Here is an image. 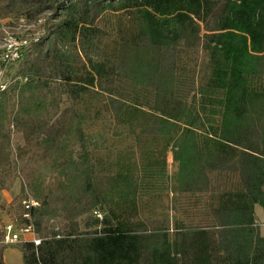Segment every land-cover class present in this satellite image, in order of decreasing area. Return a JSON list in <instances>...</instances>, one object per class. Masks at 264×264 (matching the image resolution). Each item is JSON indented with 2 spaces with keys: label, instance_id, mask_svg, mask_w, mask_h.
<instances>
[{
  "label": "trees",
  "instance_id": "trees-1",
  "mask_svg": "<svg viewBox=\"0 0 264 264\" xmlns=\"http://www.w3.org/2000/svg\"><path fill=\"white\" fill-rule=\"evenodd\" d=\"M0 4L68 12L0 86V193L22 177L14 221L41 239L24 264H264V0Z\"/></svg>",
  "mask_w": 264,
  "mask_h": 264
},
{
  "label": "rangeland",
  "instance_id": "rangeland-1",
  "mask_svg": "<svg viewBox=\"0 0 264 264\" xmlns=\"http://www.w3.org/2000/svg\"><path fill=\"white\" fill-rule=\"evenodd\" d=\"M117 13H121V11ZM67 15L66 9L60 10L58 15H54L49 10L37 13L30 11L26 6L13 8L0 4V86L2 89L9 88L21 79L30 62L40 56L42 49L47 46L49 41H57L58 36L55 31L58 29L60 20ZM76 15L89 21L93 17V11L90 8L78 9ZM111 18V20H115L113 16ZM94 57H98V51L95 52ZM11 132L13 148L16 152L18 147L24 145L25 140L16 127L12 126ZM167 160L169 171L172 172L178 168L171 154ZM22 183L20 175L13 179L11 188L8 190L13 198L10 203H7L1 195L2 192L0 193V230L3 227V221L14 222V219L16 220L22 211L20 206V200L24 196L21 193ZM259 209L262 208L259 206ZM259 209L256 206L258 221L262 232H264V216ZM17 246L5 245L3 241H0V253L4 252V248Z\"/></svg>",
  "mask_w": 264,
  "mask_h": 264
},
{
  "label": "built area",
  "instance_id": "built-area-1",
  "mask_svg": "<svg viewBox=\"0 0 264 264\" xmlns=\"http://www.w3.org/2000/svg\"><path fill=\"white\" fill-rule=\"evenodd\" d=\"M23 203L29 207L30 205H38V202L34 199H25ZM5 237L3 243L5 245H18L22 242H34L36 245L41 243V239L36 235L32 225L20 226L18 227L16 222H7L4 226ZM30 234L31 237L28 238L26 235Z\"/></svg>",
  "mask_w": 264,
  "mask_h": 264
},
{
  "label": "crops",
  "instance_id": "crops-1",
  "mask_svg": "<svg viewBox=\"0 0 264 264\" xmlns=\"http://www.w3.org/2000/svg\"><path fill=\"white\" fill-rule=\"evenodd\" d=\"M170 154L173 157V152L171 149L168 150L167 158L169 157ZM1 195L5 199V201H7V203H10L13 199L11 193L8 190L2 191ZM258 209H259V206H258ZM260 211L264 216L263 208ZM26 237L30 238L31 235L28 234V235H26ZM10 248H13V249H10ZM14 248H16V249L14 250ZM3 253H4V255H3L4 260L7 264H24L23 263V252L18 247H7L4 249Z\"/></svg>",
  "mask_w": 264,
  "mask_h": 264
}]
</instances>
